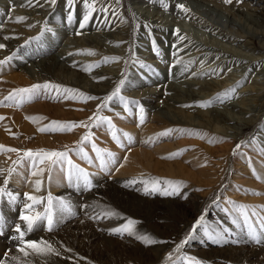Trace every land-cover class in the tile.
Returning a JSON list of instances; mask_svg holds the SVG:
<instances>
[{
    "label": "rangeland",
    "instance_id": "rangeland-1",
    "mask_svg": "<svg viewBox=\"0 0 264 264\" xmlns=\"http://www.w3.org/2000/svg\"><path fill=\"white\" fill-rule=\"evenodd\" d=\"M119 1L95 0V10L81 27L89 11L84 0H75L72 7L68 0L50 1L40 7L37 19L30 24L28 17L20 22L16 18L25 17L18 15L20 9L33 11L36 6L26 0H0V28L8 33H0V44L6 46L0 48V61L11 57L0 64V101H4L0 106L4 117L0 120V145L19 150L0 151V169L5 170L0 174V187L5 189L0 195V260L13 258L20 263L38 259L40 264H53L40 258L44 256L58 264H264V111L237 139L223 136L207 119L209 110L238 100L236 95L245 88L263 87L264 75H257V68L241 74L234 71L233 62L211 67L212 59H203V55L186 59L188 51H180L173 38L175 29L203 41L212 33L192 26L188 16L177 14L178 8L168 9L166 0H143L154 6L151 15H157L153 20L139 15L141 3L123 0L119 6ZM233 1L249 11L255 7L264 19V0ZM128 7L137 15L139 29L128 41L114 45L122 52L92 50L95 54H89V49H83L65 58L82 59L76 62L81 66L70 70L56 65L54 59L61 50L82 48L76 47L80 35L109 32L121 19L127 22ZM196 7L210 14L207 7ZM238 20L248 25L244 17ZM97 24L103 26L97 28ZM156 27L165 33L154 32ZM141 32L151 35L141 36ZM215 36L213 42L221 40L220 45L248 59L261 58L263 51L257 47L264 42L262 38L243 49ZM101 71L111 74H101L92 85L87 83L88 75ZM205 72H212L224 83L217 92L205 89L212 92L206 100L212 103L207 107L198 104L195 111L168 101L164 94L141 93L158 91L174 79L173 74L178 75L177 81H205ZM121 81L119 95L106 101V107H98ZM46 82L61 88L41 90L30 100L23 93L5 100L16 89ZM229 89L234 91L225 95ZM186 114H191L189 119ZM96 116L110 118L111 124ZM53 121L62 123L54 125ZM68 122L77 126L40 131L64 128ZM80 122L88 126H78ZM114 130L119 142L113 138ZM85 136L90 139L84 140ZM28 150L32 156L26 155ZM40 150L65 152L67 157L48 159L37 154ZM8 169L15 170L9 174ZM40 169H44L42 174L32 175ZM17 174L22 179L16 185ZM31 178L34 186L28 185ZM38 179L42 181L39 190L35 186ZM25 193L45 197L43 204L35 206L41 212L48 195L53 197V228L48 230L42 220L26 232L24 240L48 241L55 252L28 250L25 256L19 251L22 243L16 226L24 229L21 216L26 214L24 204L30 203ZM60 200L71 210L61 212ZM130 221L134 222L132 231H113L124 229ZM177 245H181L179 250Z\"/></svg>",
    "mask_w": 264,
    "mask_h": 264
},
{
    "label": "bare ground",
    "instance_id": "bare-ground-1",
    "mask_svg": "<svg viewBox=\"0 0 264 264\" xmlns=\"http://www.w3.org/2000/svg\"><path fill=\"white\" fill-rule=\"evenodd\" d=\"M50 1L51 0H31V3H29V0H26L27 4L34 7L36 6L37 8H34L33 11H23L20 9L18 15H23L26 18L28 17L29 20L26 19L27 21H29L27 24H30L31 20L37 19L36 18L37 14L41 11L40 7L45 6V4H47ZM97 1H101V0H97ZM122 1L123 0L119 1L118 3L119 6L123 5L124 2ZM129 1H132L135 4L141 3L138 9L139 10L138 13L144 19L152 18L153 20L154 15L155 16L157 15V13L151 15V13L154 12L155 10L152 4L144 2L143 0H129ZM184 1L185 3H182L183 2L182 0H166V2H169V6H166L165 4H160V6L162 7L166 6L168 9H170V7L177 8V5L182 3L183 5H185V7L190 9V11L185 13L182 10L178 9L177 14L182 17L188 16L189 19H191L190 24L192 26L205 28L206 30H209L212 33L208 35V38H210V40H208L207 38L206 40L203 41L202 38H200L199 36H196L195 34L189 35L188 33H186L185 30L180 31V35H183L186 38L184 40H179L175 32L173 34V38L177 42V48L180 49V51H184V52L188 51L185 53L187 54V56L185 57L186 59L190 58L191 60V57H195L196 55H200V56L203 55V59L204 58L212 59L210 62L211 67L212 65L217 66L220 65L221 63L225 64L228 62H233L234 71L235 70L242 71L241 74L242 73L244 74L245 71L250 70L252 68H257L256 74L264 75V42L263 41L260 42L261 46L257 47L258 49L260 48L263 51V53L259 54L261 58L256 59L258 60L256 61L253 60V56L252 57L250 56V58L248 59V57L241 55L242 53H238L236 52V50L232 51V48L229 49L225 47L223 44L220 45L221 40L220 41L216 40V42H213L211 40L213 36L216 35L215 37H220L223 41H228L229 43L235 45L238 48L248 49L250 48V44H252L253 41H256L260 38L264 39V24L261 21L264 19L256 14L255 7H253L254 9H251L253 11L252 12L243 9L242 7H239L237 4H234L233 2L235 1L233 0L231 4L225 3L224 0H192L196 3V5L203 6L204 9L202 10H205V8L207 7L208 12H210V14L212 15H210L209 13L206 15L203 11L200 10V8L196 7L194 2L189 3L187 5L186 0ZM125 13L127 15L126 16L127 22L125 21V19L124 20L121 19V21H119V25H117L109 32L95 31L93 33L80 35L79 39L77 40L78 43L76 44V47H82V48L61 50L58 54H56V57L54 59L55 63H57L56 65H59L60 68L65 67L70 70L74 67L81 66L78 65L76 62L82 59L74 58L71 59L70 61L67 60L65 61V58H67L68 56L70 57L69 55L70 52L74 53L77 51H81L83 49L84 51L89 49V50H99L101 52H106V51H110L113 53L122 52L121 49H116L114 45L116 43H121L125 40L128 41L133 33L137 34V31L139 29L138 22L136 21L137 15L132 10H130L129 7L128 9H126ZM216 17H218V19H215ZM240 17L242 18L244 17V19L246 20L245 23L248 24L247 26L243 25L242 22L238 20ZM101 26L103 25L97 24L95 27L101 28ZM230 26L231 28H229ZM103 28H107V27L104 26ZM3 29L4 28H0V33H2L3 35H8V33H5L7 31ZM154 30H153L154 32H164V33L166 31L160 29V27L159 28L156 27ZM141 33H142L141 36L147 37V35L149 36L151 35L145 32H141ZM79 40L82 41L79 43ZM5 41L7 40L5 39ZM141 42L144 44H148V42L144 40H142ZM86 44L89 45L92 44L93 47H87L85 46ZM123 48H127V46H123ZM33 54L34 53H32V55ZM260 60H262L263 63H260ZM40 61H42V59H40ZM33 63L34 62H32V64ZM109 71L111 72V70ZM110 72L101 71L98 73H91L90 75H88L89 77H86L88 78L86 81L87 83L92 85L94 84V80L100 77L101 74L102 75L105 74L106 76L107 73H109L110 75L111 74ZM71 73H75V72H71ZM76 74L78 75L79 73L76 72ZM38 76L40 77V75ZM217 77L218 76H214L212 72H205L204 74V78H206L205 81H196V80L177 81L178 75L173 74L172 78L174 79H172L165 86L162 85L160 86V88H157L158 91H154V89L152 90L146 89L141 93L146 94L149 91H151V93L152 91L158 92L159 94L162 95L164 94L165 98L168 101L172 103L184 105L185 107H187V110L195 111L197 109L196 105L200 104V102L202 101H206L207 99H209V96L212 94V92H207L206 91L207 89H210V91L216 90V92L221 90L224 82L221 80V78H217ZM196 88L197 89L201 88L202 90L203 89L206 90L202 92V91H198ZM236 96L238 100L229 101L224 106H219L215 110H209L208 111L209 118H207L210 121L211 126H213L215 130H218L223 136L225 137L227 136L232 139H237L238 138L237 135H239V133H241L243 129L247 128L248 125H250L255 119L260 118L261 113L264 111L262 110L264 108V86L258 89H256L254 86L253 87L249 86L244 90L240 91ZM190 115L191 114L189 115L186 114L185 117L188 118L190 117ZM16 177L17 178L15 180L16 181L15 184L17 185L21 182L20 179L22 178L21 175L19 174H17ZM34 180H35L34 178H31L28 182L29 183L28 185L34 186ZM1 242L2 241L0 239V244L2 245ZM40 258L48 260L53 264H58V260L56 261L55 259L52 258L46 259L44 256L43 257L40 256ZM7 261L16 262L17 264H40L38 262V259L34 261L24 260L19 263L17 262V260L13 258H7L4 261L0 260V263L3 264L5 262V264H9L7 263Z\"/></svg>",
    "mask_w": 264,
    "mask_h": 264
},
{
    "label": "snow or ice",
    "instance_id": "snow-or-ice-1",
    "mask_svg": "<svg viewBox=\"0 0 264 264\" xmlns=\"http://www.w3.org/2000/svg\"><path fill=\"white\" fill-rule=\"evenodd\" d=\"M55 2H56V0H51V3L54 4ZM156 2L163 3V0H156ZM224 2L227 3V4H231L232 0H224ZM29 3H31V0H29ZM68 4H69L70 7L74 6L75 0H68ZM84 4H85V7L89 11L83 17V22L80 25L81 27H84V25L86 24V22L90 18L91 12L95 10V7H94L95 0H92V3H88V0H84ZM177 8L182 10L185 13L190 11V9L185 7V5H183V4H178ZM72 18H73L72 14L70 13L68 19L71 20ZM25 19H27V18L26 17H17L16 18L17 22L23 21ZM175 32H176L177 37H178L179 40H184L186 38L185 36L180 35V29L178 27L175 29ZM6 39H7V37H6ZM4 47H6V46L3 45V44H0V48H4ZM87 51H88L89 54H95L92 50H87ZM10 59H11V57H7V58H5V60L0 61V64H4ZM106 59H109V58H106ZM123 84H124V81H121L120 85L117 86L115 88V90L109 96H107L105 98V103L103 105H101V106H98V107H106L107 106L106 101H110V100L113 99V97L118 96L120 91H121V87L123 86ZM60 88H61V86L54 85L51 82H46L44 84H34V85H32V86H30L28 88H21V89L14 90V92L10 93L9 96L5 97V100H13L15 98L16 94H21V93L27 94V98L30 100L35 95L39 94L41 90H45V91L52 90V89L59 90ZM231 91H234V89L226 90L225 95H227V93L231 92ZM88 99H94V97H88ZM221 102H223V101L221 100ZM132 103L135 104L137 102L133 101ZM211 103H212V101H202V102H200L201 106H203V107H207ZM0 106H4V101H0ZM125 107L126 108L128 107L127 102L125 103ZM140 112H141L140 119H141V122H143V115H142L143 114V108L142 107L140 108ZM94 116H95V114H94ZM95 118L98 119V120H107L109 122V124H111V119L110 118L99 117V116H96ZM3 119H4V117L0 116V120H3ZM30 119L35 120V118H32V117H30ZM89 119L91 120L93 118L90 117ZM61 123L62 122H59V121H53L52 122V124H54V125H60ZM76 126L77 125L74 122H68L67 126L64 127V128L51 129V128L44 127V128H41L40 131L71 130V128L76 127ZM78 126L87 127L88 125H86L84 122H80ZM113 128H114V126H113ZM170 131H172V130H167V132H170ZM167 132L164 133V134H167ZM125 135H128L130 137V134H125ZM113 138L116 139L118 142L120 140V137L116 134L115 130L113 131ZM83 139L84 140H89L90 137L89 136H85V137H83ZM0 151L18 152L19 150L15 149V148L7 147L5 145H0ZM37 154H42L43 157H46L48 159H51L53 157H56V158H66L67 157V153L59 152V151L40 150L39 153H37ZM26 155L27 156H32L33 155L32 150H28L26 152ZM174 155H176V154H169L170 157H172ZM43 162H44V160L41 159L40 163H43ZM53 163H56V161L53 160ZM67 163L69 165L72 164L71 160H68ZM14 170L15 169H8L7 171L9 172V174H11V172L14 171ZM4 171L5 170L0 169V174H3ZM43 171H44V169H40L39 172H33L32 175L36 176V175L42 174ZM69 178L70 179L72 178V173L71 172L69 173ZM6 183H7V180H5V184ZM41 185H42V181L41 180L38 179V180L35 181V186H36L37 190L40 189ZM4 192H5V189L3 187H0V195H3ZM25 196L27 198V201H30V203H25L24 204V208H25L26 214L21 216V220L25 224L24 229L22 230L20 225L16 226V230H17V233H18L17 239H19L21 241V243H22V246L20 247L19 251L22 252L25 256H27L29 254L28 250H31L32 252L37 253V254L55 252L56 251L55 248L48 241H45V240L25 241L24 240L26 232H31L33 230L34 226H36L42 220H46L48 230H51L53 228V197L51 196V194L48 195V197H47V206L44 208L43 212H41V211L35 210V206L43 204L44 201H45V197L32 195V194H28V193H25ZM59 210L61 212H63V211H70L71 209H70V207H69V205L67 203H65L63 200H60L59 201ZM245 215H246V213H245ZM202 219L203 218L201 217V220ZM133 223L134 222L130 221L129 222V226H126L124 229H114L113 231H115V232L129 231L130 232V231H132L131 225ZM197 223L199 224L200 221H197ZM252 238L256 239L255 236H253ZM141 239H144V238L141 237ZM148 242H151V241H148ZM183 243H184V241L181 242V245ZM181 245H177V250H179ZM198 264H199V262H198Z\"/></svg>",
    "mask_w": 264,
    "mask_h": 264
}]
</instances>
